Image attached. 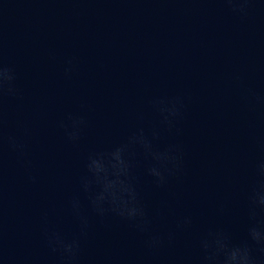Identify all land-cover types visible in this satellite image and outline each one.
Listing matches in <instances>:
<instances>
[{"label":"clouds","instance_id":"9594fccd","mask_svg":"<svg viewBox=\"0 0 264 264\" xmlns=\"http://www.w3.org/2000/svg\"><path fill=\"white\" fill-rule=\"evenodd\" d=\"M229 5H239V7H234V11H243V5L247 3V0H225ZM69 64L72 62L69 61ZM70 69H66L67 72ZM15 76L13 70L9 67L3 66L0 62V100H2L4 95H15L17 89L14 87ZM183 106V101L181 98H176L172 103V106L167 109H163L169 113V115L176 117L180 115V107ZM167 119V117H166ZM83 124L82 119H74L72 124V131L68 133L69 139L75 140L79 136L80 125ZM3 135V112L0 108V146L4 143ZM8 145L17 151L23 152L24 145L19 143L14 137H7ZM131 143H139L144 146L146 151L150 152V145L146 142L141 134L138 137H133ZM127 145L117 147L113 152L110 153L111 157V168L114 170V175L119 177L120 175H128L130 164L127 160L124 159L123 153L127 150ZM179 149H172L169 152L164 154L151 153L153 157L157 160H161L165 163H171L173 168L179 166ZM88 170L93 174L95 179L99 182L102 181V191L92 199V206L97 212L98 215L104 216L107 212H112L121 218L127 219L129 221L135 222V226L140 231H146L148 228L149 221L146 218V214L143 206L140 204L135 188L131 183H124L123 181L117 180H108L107 179V169L102 160L96 158H89ZM260 172L264 175V163L260 165ZM101 173H105L104 176H101ZM149 174L157 178L158 183H164L165 177L161 171L156 168H150ZM85 188L87 189L89 180L85 179ZM105 204L107 207H105ZM253 205L264 206V186L262 190L254 193L252 197ZM74 209L79 210V203L74 202ZM253 215L255 212L253 210ZM183 223H190L189 219H185ZM82 227H87L86 219H82ZM250 234L254 240L257 242L260 241V233L256 228L250 229ZM49 243L52 246L53 251L62 250V253L69 262L75 261L77 258V253L79 250V243L76 240H73L70 243H66L56 236L55 238H50ZM161 240L159 237H153L149 242L148 246L150 248L159 247ZM215 244V248L208 252L205 256V261L207 264H250V257L248 250L245 247L243 250L240 248L228 249L225 244V237L223 234H216L215 239L212 242H205L203 247L207 250L212 248V245ZM223 253V259H220V254Z\"/></svg>","mask_w":264,"mask_h":264}]
</instances>
